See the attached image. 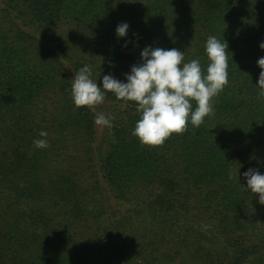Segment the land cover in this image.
Instances as JSON below:
<instances>
[{"label": "trees", "instance_id": "1", "mask_svg": "<svg viewBox=\"0 0 264 264\" xmlns=\"http://www.w3.org/2000/svg\"><path fill=\"white\" fill-rule=\"evenodd\" d=\"M212 35L229 83L198 129L153 147L132 134L135 102L74 106L85 64L98 85L126 82L152 46L206 71ZM261 41L264 0H0V264H264V205L243 176L264 174Z\"/></svg>", "mask_w": 264, "mask_h": 264}, {"label": "clouds", "instance_id": "2", "mask_svg": "<svg viewBox=\"0 0 264 264\" xmlns=\"http://www.w3.org/2000/svg\"><path fill=\"white\" fill-rule=\"evenodd\" d=\"M128 28L127 22L120 23L115 30L116 36L125 37ZM259 47L264 50V41ZM227 51L228 43L224 38L209 36L205 43L208 64L204 71L199 58L185 62L184 51L146 46L141 51L142 62L125 73L126 82L107 74L101 85L93 79L92 68L85 64L74 72L71 79L74 106L94 110L104 102L106 94L125 103L135 102L139 119L132 134L141 144L161 146L173 133L185 132L189 122L198 129L206 117L214 114L213 98L219 96L229 83ZM257 65L261 71L256 85L259 95L264 96V56L257 60ZM193 101L196 102L195 108ZM94 123L101 127L112 126L111 117L103 113L96 114ZM47 136L48 133L41 130L39 137L42 138L34 139V146L47 148ZM243 176L246 189L252 195L258 194V203L264 205V174L250 168Z\"/></svg>", "mask_w": 264, "mask_h": 264}]
</instances>
